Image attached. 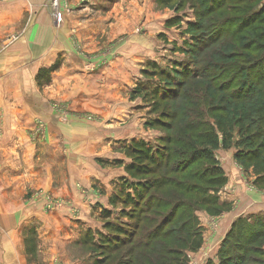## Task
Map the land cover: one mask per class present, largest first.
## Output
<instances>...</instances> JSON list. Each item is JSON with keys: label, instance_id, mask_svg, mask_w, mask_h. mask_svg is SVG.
<instances>
[{"label": "trees", "instance_id": "16d2710c", "mask_svg": "<svg viewBox=\"0 0 264 264\" xmlns=\"http://www.w3.org/2000/svg\"><path fill=\"white\" fill-rule=\"evenodd\" d=\"M188 3L203 18L189 25L199 32L187 51L197 66L187 63L178 89L161 98L180 101L161 114L171 121L161 144L132 139L123 146L130 157L125 170L137 182L122 185L112 208H102L104 228L96 238L89 231L83 238L102 257L94 264H183L185 251L202 244L198 213L218 216L230 207L219 195L228 182L216 159L220 148L236 147V160L252 166L255 185L264 188V0ZM261 240L264 214L238 216L221 243L219 264H264Z\"/></svg>", "mask_w": 264, "mask_h": 264}, {"label": "crops", "instance_id": "0c3cea01", "mask_svg": "<svg viewBox=\"0 0 264 264\" xmlns=\"http://www.w3.org/2000/svg\"><path fill=\"white\" fill-rule=\"evenodd\" d=\"M54 1H60V24L55 23ZM54 1L0 0V152L7 153L6 167L27 168L31 185L70 189L67 193L79 212L77 217L67 209L44 215L30 201L0 205L1 220L4 214H15V232L23 230L25 236L35 232L43 250L42 257L31 261L30 253L10 252L17 244L13 241H21L20 237L12 241L0 238V264H55L58 258L63 264H90L75 247L82 244L87 229L100 227L101 207L111 209V195L117 188L112 182L125 174L128 164L111 161L126 158L113 150L118 149L113 147L116 141L128 136L123 127L129 122L124 117L128 104L118 101L125 92L117 89L123 84L121 77L108 70L88 72L78 49L81 45L85 50L96 48V38L107 27L102 7L111 0H86L95 5L92 13L88 6L78 7L81 0ZM115 3L111 2L116 8ZM65 6L71 10L64 12ZM12 34L14 38L9 40ZM108 59L111 67L127 68L118 50ZM54 101L69 107V121L57 117ZM89 111L95 121L84 116ZM35 116L47 122L46 145L40 155L28 142L26 132ZM5 170L2 165L0 179L8 176ZM10 177L12 181L17 178L11 173ZM234 181L228 178L226 185ZM13 187L21 192V186Z\"/></svg>", "mask_w": 264, "mask_h": 264}, {"label": "rangeland", "instance_id": "374dc122", "mask_svg": "<svg viewBox=\"0 0 264 264\" xmlns=\"http://www.w3.org/2000/svg\"><path fill=\"white\" fill-rule=\"evenodd\" d=\"M113 1L111 0V2ZM189 1L172 0L166 5L159 0H116V8L114 4L107 1L106 5L102 7L106 14L107 27L105 33L96 38L98 41L96 48L85 50L82 45L78 48L86 60L85 70L90 73H97L101 70H108L111 75L116 73L115 75H119L121 77L120 81L123 83L117 89L127 92V94L125 92L122 93L120 95L121 100L118 98V101H124V103L128 104L129 109L124 114V117H128L129 122L123 126L128 136L126 139L122 138L113 144V147L114 145L118 147V149L113 148L114 152L117 150L121 154L116 155L122 157L123 153L126 158H123L124 160L115 158V160H111L112 163L117 162L115 164H118V162H121L124 164L130 161V157L125 154L122 148L124 145L129 144L132 139L145 140L157 146L161 144L160 138L162 136L170 134L164 124H171V121L165 117L163 118L161 114L164 110L168 111L175 107L180 101L173 98H161L166 96V91L171 93L178 89L179 83L184 79L179 75V72H182L183 67L187 63L192 65L190 60L193 56L187 51L193 42V36L198 35L199 32L192 30L189 25L198 23L203 19L199 18L198 11L188 3ZM59 2H53L55 5L53 10L56 12L55 16L60 14V19H58V16L55 17L56 24H60L63 20V15L59 10V6H61ZM88 4L86 0H81L78 7L88 6L92 13L95 5L94 3ZM65 10L70 11L71 8L65 6L64 12ZM9 36V40L14 38L13 34ZM116 50L125 58L124 64H127V68H117L115 64L111 67L110 63L112 62L108 58ZM192 66L196 68L195 66L197 65ZM112 79L114 81L113 76ZM36 84L38 87L39 78ZM113 88L115 87L113 86ZM151 93L155 94L158 99L153 98ZM152 100H155L156 103L154 104ZM158 102L161 106L160 109L153 111V106L155 107ZM52 106H54V110L60 120L69 121L71 112L67 105L54 101ZM84 116H87L88 119L95 117L90 111ZM32 121L31 128L26 131L28 142L40 155L42 146L46 145L47 122L36 116ZM93 121L95 120L93 119ZM235 152L236 147L229 149L220 148L215 152L216 159L221 163L228 178H235L233 185L229 187L225 185L219 193L220 200L230 205V207L218 216L206 214L203 211L198 213V221L200 222L201 236L203 238L202 244L197 250L185 251L186 256L183 264H219L221 243L235 219L238 216L252 219L264 214V188H259L255 185L256 174L253 171V167L245 168L236 160ZM0 155H2L0 156V170L3 165L6 168L4 172L8 173L6 178L0 179V205L11 207L14 201L20 204H26L30 201L38 205L44 215H49V213L56 212L59 209H67L71 211V215L78 216L79 210L74 207L73 198L67 193L70 189L56 188L51 190L47 185L44 186L42 184L39 187L33 186L31 185L33 179H28L30 172L24 165H13L17 167L14 169L13 166L6 167L7 153L0 152ZM126 165L127 163L124 169ZM118 167L121 168L120 166ZM10 173L17 176V178L12 181ZM134 181L137 182L136 179L129 176L126 170L125 174L118 176L117 180H113L112 184L116 183L117 188L111 195L112 200L116 192L121 190L122 185H129V182L132 183ZM13 184L21 186V192H17ZM2 195H6V198L1 199ZM112 200H110V206L112 205ZM127 209L129 208L127 207ZM130 209L126 211H130ZM101 210L99 212L100 227L87 229V232H91L94 238L104 228V221L101 220ZM112 211L113 217L120 214L121 206H117ZM123 219L122 221L125 222V218ZM16 220L17 216L13 215L12 212L4 214L2 220L0 215V238L12 241V238L20 237L21 241H13L17 244L10 247V252L30 253L31 261L39 259L42 257L43 252L40 245L41 241H37L35 232H28L25 236L22 230L21 234H17L15 232L17 228ZM1 226H6V228L2 229ZM87 232H85L83 238L86 237ZM95 240L98 241V239ZM257 246L264 252L263 240ZM93 248L94 246L88 242H82L80 246L75 247V249H78V255L82 259H86V261L89 260L90 264H94L97 259L102 258ZM253 256L260 258L256 254H253ZM169 258L173 259V256H169ZM55 264L63 263L58 258ZM106 264H111V260H108Z\"/></svg>", "mask_w": 264, "mask_h": 264}, {"label": "built area", "instance_id": "2783aa9c", "mask_svg": "<svg viewBox=\"0 0 264 264\" xmlns=\"http://www.w3.org/2000/svg\"><path fill=\"white\" fill-rule=\"evenodd\" d=\"M58 16V19H60V16L59 15H57Z\"/></svg>", "mask_w": 264, "mask_h": 264}]
</instances>
